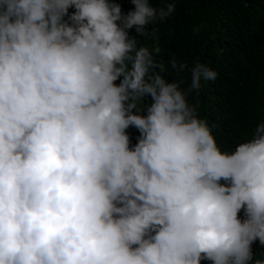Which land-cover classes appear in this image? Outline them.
I'll list each match as a JSON object with an SVG mask.
<instances>
[{"label": "clouds", "instance_id": "1", "mask_svg": "<svg viewBox=\"0 0 264 264\" xmlns=\"http://www.w3.org/2000/svg\"><path fill=\"white\" fill-rule=\"evenodd\" d=\"M130 2L0 0V264H264V122L222 151L218 73L139 43L177 0Z\"/></svg>", "mask_w": 264, "mask_h": 264}, {"label": "trees", "instance_id": "2", "mask_svg": "<svg viewBox=\"0 0 264 264\" xmlns=\"http://www.w3.org/2000/svg\"><path fill=\"white\" fill-rule=\"evenodd\" d=\"M119 2L124 14L134 10L130 0ZM154 6L164 3L157 0ZM154 27V37L137 38L150 50L159 44L157 60L167 63L174 57L190 66L199 61L218 73L214 82H202L200 94L189 95L188 101H198L200 118L216 125L212 134L222 151L249 139L264 122V0H177L176 11L148 30ZM133 36L135 28L129 30ZM164 76L169 82L184 79L182 88L190 83L188 72L177 76L169 68ZM127 134L134 145L139 132L130 127ZM252 251L259 258L264 246L256 241Z\"/></svg>", "mask_w": 264, "mask_h": 264}]
</instances>
